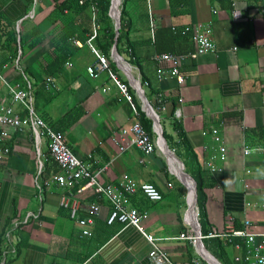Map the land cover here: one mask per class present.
Segmentation results:
<instances>
[{
    "label": "crops",
    "instance_id": "obj_1",
    "mask_svg": "<svg viewBox=\"0 0 264 264\" xmlns=\"http://www.w3.org/2000/svg\"><path fill=\"white\" fill-rule=\"evenodd\" d=\"M126 1L130 38L140 61L131 62L135 67L133 76L141 79L145 103L130 85L134 108L109 71L100 72L96 78L89 75L87 68L96 56L87 43L82 47L72 44L63 50V28L72 12L65 10L59 15L54 0H0V74L11 84H32L37 113L54 130L63 133L72 150L95 173L101 170L102 182L118 185L131 178L137 183L154 184L162 192L160 201L148 199L141 191L130 195L129 201L145 216L142 230L159 239L172 264H207V258L198 253L194 243L181 238L192 235L186 216L188 189L184 182L189 184L190 180L183 169L192 178V174L200 177L206 196L204 213H200L197 185L195 200L205 233L221 234L229 227L242 229L246 220L251 221L250 231H264V0H232L230 8L219 0ZM80 4L86 3L80 0ZM150 10L156 18L154 35L150 30ZM32 11L34 14L29 15ZM85 14L86 17L75 15V19L77 24L90 23V37V6ZM197 23L211 26L216 50L184 63L183 86L174 78L160 80L152 59L157 52L153 44L156 30L176 28L175 33L185 34V27ZM13 28L16 42L6 47L3 37ZM98 31L99 19L97 35ZM34 39H40L38 44L33 45ZM191 41L173 42L172 47L180 53H172L194 51ZM54 52L68 54V60L51 76L54 89L49 90L47 66ZM121 55L129 59V54ZM110 67L119 80L129 83L111 55ZM2 81L0 77V100L7 98L10 102ZM160 92L165 101L158 105L155 100ZM147 101L159 115L166 145L177 151L175 155L183 163V168H178L184 181L170 172L169 162L159 149L146 154L131 144V134L123 131L138 118L141 122L143 118L151 119L145 110ZM177 107L181 109L178 119L174 116ZM15 109L22 116L27 113L18 103ZM174 123L180 127L181 136ZM53 124L61 128L56 129ZM8 130L11 153L7 161L0 162V262L2 249L14 245L16 252L8 256L6 264H155L149 255L151 244L141 229L121 222L109 224L111 202L91 188L80 190L86 179H80L73 189H62L51 181L62 168L58 163L50 168L46 142L39 157L28 125ZM245 148L250 153L245 154ZM39 159L46 169L42 179L49 181L43 193L35 181ZM64 196L68 206L61 204ZM92 203L100 204L98 215L90 213ZM39 210L40 220L14 227V222L28 212ZM79 219L93 221L88 226L91 235L82 233ZM222 241L227 243L223 247ZM204 245L221 264H244L235 260L236 255H245V242L239 237H207Z\"/></svg>",
    "mask_w": 264,
    "mask_h": 264
},
{
    "label": "built area",
    "instance_id": "obj_2",
    "mask_svg": "<svg viewBox=\"0 0 264 264\" xmlns=\"http://www.w3.org/2000/svg\"><path fill=\"white\" fill-rule=\"evenodd\" d=\"M37 2V0H34ZM100 0H81V3H88L92 15V30L93 33L87 40V44L91 48L92 52L96 56V60L88 66L87 71L91 77H98L100 72L109 71L111 78L117 82L120 91L124 94L128 102L135 108L134 96L130 92V85L135 89L137 96L142 102H144V89L141 79L133 76V71L135 70L134 65L129 59H126L118 51L114 50V46L111 49V58L118 64L120 69L127 75L129 83H125L119 80L118 76L111 70L110 67V57L105 53L99 51L92 43L93 39L97 35V6ZM116 0H111L109 15L114 22L115 30L117 29L121 16L122 0H118L115 6ZM150 13V30L152 35H154L156 29V18L154 14ZM33 11L29 15H33ZM176 31V28H173ZM184 32L191 34V40L195 46L194 51H190L185 54H178L172 52H154L152 54V59L155 61L156 75L161 80L164 78H174L179 86H183L186 82V76L183 71V65L188 59H195L199 55L214 52L216 50V43L212 38V28L207 23H197L192 27H185ZM17 33L19 39V25H17ZM75 45L82 47L84 43L80 40L73 39ZM21 53V51H20ZM0 77L7 85V91L9 94L10 102L7 98L0 100V162H5L8 160L11 149L9 147L8 141L11 139L8 128H23L28 125L33 134L35 145L38 151L39 157L42 155L41 146L44 142L47 143L48 149L51 156L57 161V163L62 168L61 173H55L52 176L51 181L57 184L58 187L62 189H73L76 183L80 179H86V183L81 187L80 190H85L91 188L99 196L105 197L112 204V210L108 217L107 222L109 224L115 222H121L127 225H133L138 229L142 230L141 221L145 217L136 208L130 206V195L137 191H141L148 199L152 201H160L163 197L162 192L151 183H137L135 180L129 178L121 181L118 185L111 183H104L99 179L101 170L94 172L91 167L83 161L69 146L66 141L65 136L62 132L54 130L37 112L34 105V100L32 97V84L28 82L26 85L21 83H16L11 85L7 80ZM47 85H52V79H47ZM148 85V82H145ZM165 101L164 94L162 92L158 93L156 96L155 104H163ZM182 101V99L180 100ZM20 104L27 113L22 116L15 109V104ZM145 103V102H144ZM154 109V108H153ZM147 105L145 109L148 116L152 119V131L149 132L142 122L135 120L129 128H122L124 132L130 133L132 136L131 144L135 145L141 149L146 154H152L158 149L160 154L165 156L169 162L170 172L177 178L183 180L182 175L178 166H182L183 163L177 159L175 151L166 145L164 137L161 133V128L159 124V115L155 110H153ZM175 118L181 117V109L177 107L174 111ZM114 140L117 139L114 137ZM122 150H125V146H121ZM224 150V149H222ZM250 149L245 148L244 153H250ZM44 172V162L38 160V170L36 173L35 181L36 186L40 193H43L45 186L48 185L49 181L43 180L42 175ZM183 173L187 175L184 172ZM189 178V184L184 181L187 185V211L186 216L189 222L192 235H183L181 238L190 239L199 254H202L207 258V264H221L212 255L204 245V239L207 237H218V236H229L239 237L245 242V255H236L235 260L241 261L244 264H264V231L263 232H253L249 230L251 224L250 220L244 222L245 227L242 229H234L229 227L225 232L210 233L209 235H204L201 230V224L199 222V209L195 200V182L187 175ZM171 187L172 183H168ZM1 188V187H0ZM61 204L68 206L69 201L64 196L62 197ZM250 206V203H247ZM100 204L92 203L89 206L90 213L92 215H98L100 213ZM77 210V202L72 203V213L75 214ZM40 210L38 212H28L23 219L14 222V227L18 228L23 224H28L32 220H40ZM78 223L83 227L82 233L84 235H91V230L88 228L89 225L93 223L91 219H79ZM143 231V230H142ZM145 237L151 244V251L149 253L150 257L154 260L155 264H162L167 262L172 264L170 257L166 250L162 249L159 239L148 235L143 231ZM239 248V247H238ZM16 248L14 245L5 248L0 264H6L7 257L10 254H14ZM196 264H200L199 261H195Z\"/></svg>",
    "mask_w": 264,
    "mask_h": 264
},
{
    "label": "trees",
    "instance_id": "obj_3",
    "mask_svg": "<svg viewBox=\"0 0 264 264\" xmlns=\"http://www.w3.org/2000/svg\"><path fill=\"white\" fill-rule=\"evenodd\" d=\"M58 7H56V10L58 11L59 15H63L65 10H70L72 14L70 17H68L67 22L65 23V26L63 28V36L61 38V43L63 47V50L66 51L72 44H75L71 38H79L82 40L83 43H87V40L89 38V34L91 31V25L88 22H85L83 24H77V21L75 19V15H81L86 17L85 13L86 10L89 8L88 3L86 4H80V0H63L60 4L61 0H54ZM222 5L226 6V8H230L232 4V0H219ZM126 0H122V8H121V16H120V28H119V34L117 35L114 23L109 15L111 0H100L98 2V15L97 19H99V31L98 35L94 39V44L97 48H99L102 52H104L106 55L110 57L111 55V49L113 45L116 43L117 51L120 54H129V60L130 62H134L135 64H138L140 61L137 58L135 54V42H133L130 38L131 33V26H130V18H128V10L126 8ZM2 33H7L4 31H1ZM3 34L0 35V39L2 38ZM191 34L189 33H183L177 31L176 33L170 29V30H162L159 31V29L156 30L155 33V41L154 46L156 48V51L161 52H178L176 47H172L173 42H188V40L191 41ZM3 43L8 47L11 42H16V34L14 31V28L12 30L8 31V35H4ZM40 39L33 41V45L38 44ZM152 41V40H151ZM27 42V41H26ZM192 42V41H191ZM21 45L24 48L25 45V38L22 36L21 38ZM76 46V45H75ZM61 50V49H60ZM61 50V51H63ZM55 54L50 59V63L47 66V75L46 77L51 78L55 73H57L60 70V67L62 64H64L68 60V54L63 53L61 54L58 52H54ZM112 67L116 69L115 63H112ZM52 79V78H51ZM145 80V79H144ZM148 81V79H146ZM145 80V81H146ZM25 85V84H24ZM150 85V83H149ZM49 90L54 89L53 85H48L47 87ZM36 109V108H35ZM37 112V111H36ZM82 113V112H81ZM146 118V117H145ZM145 126V128L152 133V121L151 119H144L142 122ZM70 124V122H69ZM68 124V125H69ZM175 127L178 130L179 136H181V129L176 125L177 123H174ZM52 126V125H51ZM53 127L56 129H60L61 126H55L53 124ZM175 149V148H174ZM176 151V150H175ZM177 152V151H176ZM48 154L51 157V164L50 168H54L57 165L56 160L51 156L50 151L48 150ZM183 160V159H182ZM59 167V166H57ZM46 169H44L45 174ZM58 171V170H57ZM55 171V172H57ZM45 176V175H44ZM194 180L196 181L197 185V197H198V205L200 208V213H204L202 208L205 206V193L203 191V188L201 186V180L198 175L192 174ZM201 220V218H200ZM201 222V221H200ZM201 230L204 235H208L209 233H205L203 231L202 225ZM208 238H217V237H208ZM206 239V238H205ZM224 242V241H222ZM221 242V247L223 245H226L227 243ZM210 250V249H209ZM216 252V251H214ZM217 253H215L216 255ZM217 256V255H216Z\"/></svg>",
    "mask_w": 264,
    "mask_h": 264
},
{
    "label": "water",
    "instance_id": "obj_4",
    "mask_svg": "<svg viewBox=\"0 0 264 264\" xmlns=\"http://www.w3.org/2000/svg\"><path fill=\"white\" fill-rule=\"evenodd\" d=\"M119 28H120V21H119V25L116 29V33L117 35L119 34ZM114 50L117 52V46H116V43L114 44ZM147 104H148V101H147ZM148 106L151 108V105L148 104ZM188 175V174H187ZM190 177V175H188ZM192 178V177H191ZM193 179V178H192ZM194 180V179H193ZM195 182V181H194ZM195 187H196V183H195Z\"/></svg>",
    "mask_w": 264,
    "mask_h": 264
},
{
    "label": "rangeland",
    "instance_id": "obj_5",
    "mask_svg": "<svg viewBox=\"0 0 264 264\" xmlns=\"http://www.w3.org/2000/svg\"><path fill=\"white\" fill-rule=\"evenodd\" d=\"M3 82V81H2ZM4 83V86H5V88L7 89V85H6V83L5 82H3ZM3 83H2V86H3ZM11 85H13V84H11ZM169 146L171 147V144H169ZM177 154V153H176ZM4 250H5V248H4ZM4 250L2 249V251L4 252ZM3 252H2V255H3ZM7 260H8V257H7Z\"/></svg>",
    "mask_w": 264,
    "mask_h": 264
},
{
    "label": "bare ground",
    "instance_id": "obj_6",
    "mask_svg": "<svg viewBox=\"0 0 264 264\" xmlns=\"http://www.w3.org/2000/svg\"><path fill=\"white\" fill-rule=\"evenodd\" d=\"M118 0L115 1V6L117 5ZM180 170V169H179Z\"/></svg>",
    "mask_w": 264,
    "mask_h": 264
}]
</instances>
